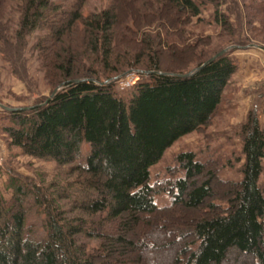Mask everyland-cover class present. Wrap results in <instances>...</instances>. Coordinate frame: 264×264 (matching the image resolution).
I'll return each mask as SVG.
<instances>
[{"label": "trees", "instance_id": "trees-1", "mask_svg": "<svg viewBox=\"0 0 264 264\" xmlns=\"http://www.w3.org/2000/svg\"><path fill=\"white\" fill-rule=\"evenodd\" d=\"M85 1L65 8L52 0H0V54L14 74L27 36L41 31L45 79L61 86L29 108L0 107V130L24 155L70 166L75 180L69 186L76 187L72 197L64 189L50 200L37 198L46 235L35 240L25 225L24 186L10 180L11 198L0 193V264H145L139 250L155 249L154 232L166 229L173 241L163 248L171 255L160 264H223L230 251L264 264V130L256 112L241 126L239 181L218 180L213 167L183 152L176 157L181 176L150 183L149 170L165 151L212 121L236 73L229 54L201 67L221 51L208 38L198 50L199 35L186 29L205 1L112 0L87 16ZM234 16L247 32L238 46L264 47V0H250L243 16ZM216 22L230 40L237 37L225 17ZM167 61L177 64L162 66ZM135 68L149 80L136 83L128 101L112 83L101 84ZM83 143L89 153L79 162ZM162 193L169 207L155 204ZM174 210L187 222V212L199 216L171 230ZM91 240L100 243L88 251Z\"/></svg>", "mask_w": 264, "mask_h": 264}, {"label": "rangeland", "instance_id": "rangeland-1", "mask_svg": "<svg viewBox=\"0 0 264 264\" xmlns=\"http://www.w3.org/2000/svg\"><path fill=\"white\" fill-rule=\"evenodd\" d=\"M52 1L62 4L66 8L74 3L75 0ZM111 1L86 0L82 7V13L87 16L99 12L109 6ZM204 1L205 4L199 8L200 14L198 18L192 20V24L186 28L187 32L199 35L201 43L198 50L201 49L202 44H205L203 42L208 43L205 38L210 39L211 45L209 47L214 48L215 46H219L221 51L226 50L225 54L231 55L234 59L236 73H239L244 65L240 62V56L245 50L250 48V45L238 46L237 42L243 41L247 36V32L244 25L245 22L235 21L234 14L239 12L243 16L244 8L250 4V0H217L218 3L214 2V4H210L208 0ZM218 17L219 19L222 18V20L225 17L226 20L230 21L237 29V37L234 36L233 40H230L222 33L216 22ZM43 35L44 32L36 31L27 36L22 51L21 64L20 66H16L19 72L18 75L14 74L10 64L0 54V107L2 109L29 108L46 99H50L55 89L59 87L61 89V86L52 88L48 80L45 79V73L38 54L39 48H45L41 46L42 44L38 46V41ZM188 42L193 43V37ZM179 61L182 62L181 60ZM176 64L167 61L162 66H175ZM258 66H260V70L264 71L260 64ZM147 74L148 72L141 70V68H135L120 75H111L109 79L104 78L101 80V84L107 85L112 83L114 92L122 97L124 101H128L135 91L136 83L149 80ZM133 82L134 85L129 86ZM126 85L128 87H125ZM236 87L235 85L233 87L230 85L226 89L218 111L207 126L180 138L165 151L160 162L149 170L150 183H163L181 176L182 171H180V167L176 163V157L183 152H191L196 160L204 163L206 166L213 167L218 180L224 182H237L240 180V170L244 161L241 155V126L245 122L248 112L254 111L264 130V121H262L264 118L260 119L259 117L260 99L261 96L264 97V92L260 95L254 94L249 98V105L244 106L240 103L241 96L242 100L245 101L250 93L241 91L240 96L238 94L240 89ZM88 153L89 145L83 143L79 162H83ZM69 167H59L53 161L24 155L19 149L10 147L7 144V138L0 130V193L7 200L11 198L13 193L10 186L11 179L24 186V191L27 194V198L24 201L25 225L32 233L31 237L35 240L43 239L46 235L44 226L45 214L38 200L39 197L50 200L56 195L54 194L56 191L64 189L71 197L76 193V187L69 186L75 180V176L69 172ZM259 183L264 191V173L260 177ZM66 200L63 199L61 201L65 202ZM154 202L160 208H166L171 205V200L165 193L156 195ZM222 206L225 207V204H222ZM174 211V219L168 224L169 229L181 226L187 227L191 224L190 221L199 216L196 211L187 212L188 218L186 219L189 220L187 222L178 218L179 211ZM186 230L184 231L186 232ZM154 233L156 235L152 237L151 241L155 245V249L146 247L138 252L142 255L145 264H160L163 259H169L171 255L170 249L163 248L173 241L171 232H167L166 229L161 232L155 231ZM145 238L151 243L150 237L147 234H145ZM99 243V240L86 241L88 251L97 249ZM159 247L161 249H158ZM223 264L253 263L250 258L241 256L236 251H230Z\"/></svg>", "mask_w": 264, "mask_h": 264}, {"label": "crops", "instance_id": "crops-1", "mask_svg": "<svg viewBox=\"0 0 264 264\" xmlns=\"http://www.w3.org/2000/svg\"><path fill=\"white\" fill-rule=\"evenodd\" d=\"M240 62L243 65V68L239 73H235L231 78L227 88L231 85H235L239 90V95L241 96V91L249 92L248 98L245 101L241 100L240 103L244 106H248L250 99L254 94L260 95L264 92V71L260 70L259 64L264 69V52L253 48L250 46L248 50H245L240 56ZM236 87V88H237ZM260 119L264 118V97L261 96L260 99ZM264 121V119L262 120Z\"/></svg>", "mask_w": 264, "mask_h": 264}, {"label": "water", "instance_id": "water-1", "mask_svg": "<svg viewBox=\"0 0 264 264\" xmlns=\"http://www.w3.org/2000/svg\"><path fill=\"white\" fill-rule=\"evenodd\" d=\"M251 47H253V48H257V49H259V50H261V51H263L264 52V47L263 46H258V45H250ZM226 53V50H222V51H220L219 53H217V54H215L213 57H211L208 61H206L201 67H203V66H205V65H207V64H210V63H212L214 60H216L217 58H219L220 56H222V55H224ZM200 67V68H201ZM156 73V72H155ZM156 74H160V73H156ZM191 73H187V74H183V75H178V76H181V77H187V76H189ZM167 75H170V74H167ZM74 82H79V80H75ZM60 90V87L59 88H57V89H55L54 90V92H53V94H52V96L50 97V99L58 92ZM50 99H48V100H50ZM10 110H12V109H10Z\"/></svg>", "mask_w": 264, "mask_h": 264}, {"label": "built area", "instance_id": "built-area-1", "mask_svg": "<svg viewBox=\"0 0 264 264\" xmlns=\"http://www.w3.org/2000/svg\"><path fill=\"white\" fill-rule=\"evenodd\" d=\"M117 84H118V82H117ZM134 85V82L131 84V85H129V86H133ZM120 87V86H119ZM125 87H128L127 85L125 86ZM121 88V87H120ZM121 89H123V88H121ZM124 90V89H123Z\"/></svg>", "mask_w": 264, "mask_h": 264}]
</instances>
